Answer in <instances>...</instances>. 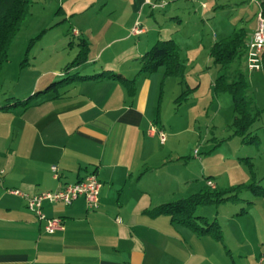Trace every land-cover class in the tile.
<instances>
[{
	"label": "crops",
	"instance_id": "crops-1",
	"mask_svg": "<svg viewBox=\"0 0 264 264\" xmlns=\"http://www.w3.org/2000/svg\"><path fill=\"white\" fill-rule=\"evenodd\" d=\"M137 2L141 8L148 6L143 0ZM74 8H70L71 15L80 12ZM61 12L68 16V10ZM67 27L69 35L88 46L86 62L70 69L69 74L117 73L135 78L136 91L128 97L122 84L102 78L74 79L59 92L40 94L53 83L58 65V69L48 68L36 77L31 94L39 95L26 108L0 111V264H236L232 261L234 251L239 260L242 254L246 257L248 253L239 249L245 239V228L239 222L248 215L247 207H256L264 197L243 192L236 202L214 206L213 217L198 215L219 225V241L188 227H172L167 216L148 213L198 193L206 180L219 190L246 184L223 185L214 181L212 171L203 177L204 167L200 173L184 167L172 142L167 146L166 137L161 144L157 134L150 133L152 126L166 133L161 117L166 78L160 70L138 75L135 60L148 51V46L135 42L124 60L120 56L123 45L134 36L147 34L146 30L141 28L142 33L135 35L134 26ZM120 28L122 34L113 37ZM68 34L66 31L57 47H70L66 46ZM244 75L252 110L264 112L263 74L246 71ZM169 137L176 138L177 134L170 133ZM194 163L197 166L198 159ZM52 166L58 170L57 179L53 178ZM90 174L101 184L98 208L88 211L82 198L69 206L43 204V214L59 218L63 224L61 231L51 235L25 201L10 193L17 190L34 196L51 192ZM241 201L246 208L236 204ZM228 223L235 228H228ZM262 242L258 239L257 243ZM260 253L252 250L251 264H256Z\"/></svg>",
	"mask_w": 264,
	"mask_h": 264
},
{
	"label": "rangeland",
	"instance_id": "rangeland-1",
	"mask_svg": "<svg viewBox=\"0 0 264 264\" xmlns=\"http://www.w3.org/2000/svg\"><path fill=\"white\" fill-rule=\"evenodd\" d=\"M150 1L163 2L165 7L141 8L137 0H34L30 14L25 17L15 38L3 50L6 59L0 58V107L19 101L20 97L22 101L29 99L34 94L31 92L34 91L36 77L48 68L58 69L60 65L53 82L72 75L67 74L65 68L70 64L75 66V60L84 57L81 54L84 48L80 45V39L68 34L70 28L67 26L138 25L147 34L138 38L134 36L123 45L120 55L123 60L127 50L131 49L130 45L135 42L143 47L148 46L149 50L158 41L173 40L184 66L182 78H166L161 102L167 146L169 142L175 146L178 161L199 173L202 167L206 168L203 177L212 171L214 181L223 185L239 182L249 185L256 181L264 186V112L261 111V117L252 123L249 136L257 138H252L251 143L234 135L231 126L232 100L228 93L214 91L213 82L222 71L210 58V49L217 41L240 29H244L247 35L253 33L256 5L248 0ZM74 5V10L80 12L71 15L70 8ZM61 6L68 10V16L61 12ZM66 31L69 35L66 46L70 47L59 48L56 45L64 38ZM121 34L120 28L113 37ZM72 47L77 52L73 53ZM85 52L87 55L88 50ZM236 67L243 74L246 73L245 58H236L231 68ZM159 74H162V69ZM170 133L177 134V137L170 138ZM195 159L199 162L197 166ZM170 165L173 163H168ZM199 181H202L201 177ZM200 187L203 189L206 186L200 184ZM261 202L256 207H247L248 215H244L239 222V226L245 228L242 230L244 244L239 249L248 253L246 257L242 254L244 264L252 263V250L260 251V255L264 253V201ZM230 204L228 206H233ZM236 204L244 208L247 206L244 201ZM195 214L213 217L215 207L200 206ZM209 219L207 221L211 222ZM169 224L174 226L170 221ZM226 225L235 228L234 224ZM258 239L263 241L262 244L257 243ZM232 255V261L243 264L236 251Z\"/></svg>",
	"mask_w": 264,
	"mask_h": 264
},
{
	"label": "trees",
	"instance_id": "trees-1",
	"mask_svg": "<svg viewBox=\"0 0 264 264\" xmlns=\"http://www.w3.org/2000/svg\"><path fill=\"white\" fill-rule=\"evenodd\" d=\"M34 0H0V58L6 59L3 50L15 38L25 17L31 12ZM248 35L244 29L235 31L229 37L217 41L210 49V58L213 63L222 71L213 82V89L216 93L226 92L232 100L233 120L232 128L236 136L248 143H251L250 128L252 123L257 120L260 112L252 110V104L248 98V83L245 75L236 67L231 68L236 58H245ZM83 49L81 54L84 56L81 60H75V66L70 64L65 68L66 73L73 67H78L86 62L87 44L80 40ZM139 65L138 75H151L162 69L163 78H182L184 66L181 63L176 43L173 40L158 41L151 49L145 52L136 60ZM248 71V70H247ZM249 72V71H248ZM261 73V72H260ZM263 74V73H262ZM74 77V78H73ZM264 77V76H263ZM106 78L122 84L127 92L128 97H133L136 91V79H127L122 75L112 72L103 71L102 73L90 76H79L72 74L68 79L50 83L40 94L59 92L60 88L69 85L74 79L89 80ZM39 95L35 93L29 99ZM182 96V94L180 95ZM29 99L25 101H14L6 103L0 107L2 111H8L11 108H26L29 105ZM248 139V140H247ZM210 181V180H206ZM250 192L255 197H264V187L256 183L251 185H237L228 189H210L204 188L202 191L190 195L189 197L178 201L170 202L153 208L148 213L152 216H167L174 226L188 227L198 235H209L215 240L221 239L219 225L215 221H207L206 218L196 216V209L203 206H219L227 202H236L240 200V194Z\"/></svg>",
	"mask_w": 264,
	"mask_h": 264
},
{
	"label": "built area",
	"instance_id": "built-area-1",
	"mask_svg": "<svg viewBox=\"0 0 264 264\" xmlns=\"http://www.w3.org/2000/svg\"><path fill=\"white\" fill-rule=\"evenodd\" d=\"M196 1V0H188ZM257 7L256 14V27L251 35V39L248 43L245 61L246 67L249 72H261L264 76V0H248ZM144 5H148L151 9H163L165 3L156 2L152 3L150 0H143ZM133 34L138 35L142 33L141 28L135 25ZM150 133L157 134L159 142L164 144L166 141V135L162 130H156L151 127ZM53 178H58L57 168L52 166L50 168ZM206 186L210 189H214V184L211 181H206ZM101 184L95 175L90 174L83 180L74 184H67L62 188L55 191H45L34 196L24 194L20 191L14 190L10 193L21 197L29 211H31L40 222H44V231L47 234H54L57 231L63 229L62 221L59 218H47L42 212L43 204H62L64 206L71 205L74 201L82 198L85 201L86 209L88 211H94L98 208V194ZM256 264H264V253L261 254Z\"/></svg>",
	"mask_w": 264,
	"mask_h": 264
}]
</instances>
